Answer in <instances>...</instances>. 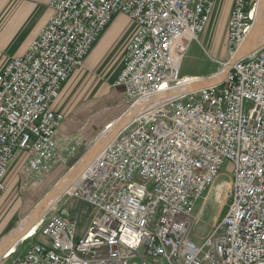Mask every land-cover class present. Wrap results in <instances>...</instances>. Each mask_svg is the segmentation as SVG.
<instances>
[{
    "label": "built area",
    "instance_id": "1",
    "mask_svg": "<svg viewBox=\"0 0 264 264\" xmlns=\"http://www.w3.org/2000/svg\"><path fill=\"white\" fill-rule=\"evenodd\" d=\"M256 1L233 0L228 58L202 76L181 75V64L217 0L48 1L36 36L0 69V199L21 158L36 176L74 168L63 195L91 212L79 233L75 219L41 218L0 263L264 264V41L237 53ZM119 13L135 27L113 82L123 87L127 119L113 120V134L97 147L103 130L91 141L64 133L55 101ZM226 166V211L196 241L190 217Z\"/></svg>",
    "mask_w": 264,
    "mask_h": 264
},
{
    "label": "rangeland",
    "instance_id": "2",
    "mask_svg": "<svg viewBox=\"0 0 264 264\" xmlns=\"http://www.w3.org/2000/svg\"><path fill=\"white\" fill-rule=\"evenodd\" d=\"M257 11L258 7H255L256 15ZM227 12L228 5H225V0H217L208 22L206 34L203 38L199 36L197 40L193 41L181 74L185 71L194 73L203 71H205L204 73L214 72L220 66V61L228 58L226 31L228 15L226 21H224ZM6 13V16L10 17L12 8L9 7ZM255 20L256 17H254ZM35 23V16H27V19L18 29L19 36L24 37L34 27ZM115 27H118V31H114L115 33H113L111 40V31ZM134 28V24L126 15L116 14L104 29V34H101L106 37L108 42L100 48L101 53L96 52L99 60L93 63L90 69L87 66L86 68L81 67L78 69L68 81L56 101L58 109L65 115L64 133L78 134L84 141L97 139L102 130L104 135L107 132L113 134L116 127V124H113V120L121 116L126 110L122 95L123 87H119L121 88L120 91L113 86V81L119 70L121 54ZM249 32L246 38L249 37ZM245 40H243L242 44H244ZM263 41L258 43L257 46ZM242 44L239 48V53L241 54L247 52V50L240 51ZM212 46H214V49H212ZM125 119H127L125 115L121 116L118 123H122ZM100 144H97L98 147ZM68 168V166L58 165L48 174L36 176L23 168L21 158L15 159L11 163L4 179L5 191L0 199V241L34 210L39 201L44 199L43 197L57 186L56 184L62 178L68 175L72 169L74 172V168L69 171ZM230 180V168L227 167L197 201L190 217V235L194 240H203L211 233L214 225L224 215L226 211V192L230 187ZM73 181H71L64 192L69 191L73 187ZM63 193L38 221L43 217L48 218L54 214L67 216L76 220L78 233L83 232L87 226L91 208L81 199L67 196L66 194L63 195ZM36 238L39 241H43L41 236ZM23 249L24 245L19 248L17 253ZM9 260L2 261L0 264H6Z\"/></svg>",
    "mask_w": 264,
    "mask_h": 264
},
{
    "label": "crops",
    "instance_id": "3",
    "mask_svg": "<svg viewBox=\"0 0 264 264\" xmlns=\"http://www.w3.org/2000/svg\"><path fill=\"white\" fill-rule=\"evenodd\" d=\"M48 1L49 0H0V69L2 67H4V65L7 63L8 59L10 57L22 54L25 51L29 41L33 37L36 36V34L38 33V31L40 30L41 26L43 25V23L45 22L46 18L48 17V15L50 13V9L47 6ZM231 4H232V0H225V5H228V12L231 8ZM9 7L12 8V13H11L10 17L6 16V14H7L6 12H7V9H9ZM228 12L225 14L224 21H226V19H227ZM30 15L36 17V23H35L34 27H32L24 37H20L19 33H18V29L21 27L22 23L27 19V16H30ZM207 26H208V24H207ZM223 26H224V24H223ZM117 29H118V27L117 28L115 27L114 30L111 31V35H112L111 40L113 38V33H115L114 31H116ZM206 29H207V27L199 36H201L203 38L206 34V31H207ZM106 42H108L106 37H103L102 35H100V37L97 39V41L95 42V44L93 45V47L91 48V50L89 51L87 56L85 57V60H84L82 67L86 68V66H87L88 69H90V67L93 65V63H96L99 60V58H98L99 56L96 55V52L101 53L100 48L103 45H106ZM192 44H193V42L190 44L189 48L192 46ZM189 48H188L187 53L185 54L184 59L182 61L181 70H182L183 64L186 61ZM212 49H214V46H212ZM78 69H80V68H78ZM78 69H76L70 75L67 82L63 85V88L61 89L60 94L62 93V91H63L64 87L66 86V84L68 83V81L72 78L73 74ZM204 72L205 71H203L201 73H194V72L185 71L181 75H184V76H202V75H206L208 73H211L212 71L208 72V73H204ZM117 74H118V72H117ZM117 74H116V77H117ZM114 87H117L121 91V88H119V86H114ZM60 94H59V96H60ZM122 95H123V93H122ZM56 101H55V106L58 107V105L56 104ZM227 167H229V166H226V168ZM23 219L21 220V222L18 224V226L14 230L18 229L21 226ZM14 230H12V231H14ZM11 232H9V233H11Z\"/></svg>",
    "mask_w": 264,
    "mask_h": 264
},
{
    "label": "bare ground",
    "instance_id": "4",
    "mask_svg": "<svg viewBox=\"0 0 264 264\" xmlns=\"http://www.w3.org/2000/svg\"><path fill=\"white\" fill-rule=\"evenodd\" d=\"M256 2L257 4H255V7H258L257 15L256 12L254 11L256 15L255 16L256 20L254 21L253 26L250 28L249 37L248 38H246V36L244 37V40L245 38L246 40L244 41V44H242L240 50L241 52L245 50H247L246 53L253 51L257 46V44L260 43L262 40H264V0H259ZM250 48L253 49L249 50ZM237 53L241 54L239 53V49ZM246 53H242V54H246ZM111 134L112 133L110 132H107L105 135L103 133L102 137L98 140L97 144L98 143L102 144V142L108 139L111 136ZM107 135L108 137H106ZM75 172L77 173V171L75 170L73 172L72 169L71 172L68 173V175L62 178L58 182V184H56L57 186L51 189V191H49L48 194L43 197L44 199L39 201V203L35 206L34 210L23 219L21 226L18 229L9 233L0 241V254L4 252L13 251L15 248V244L20 240L22 236L28 238L35 234L38 225V223L36 224V222H38V219L40 217L45 215L47 210L57 201V198H59V196L69 187L71 181H73Z\"/></svg>",
    "mask_w": 264,
    "mask_h": 264
}]
</instances>
